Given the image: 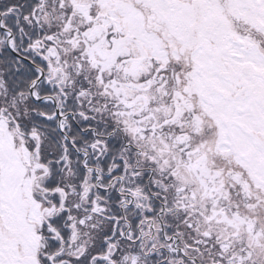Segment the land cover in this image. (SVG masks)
Listing matches in <instances>:
<instances>
[{"label":"snow or ice","instance_id":"6c2138e0","mask_svg":"<svg viewBox=\"0 0 264 264\" xmlns=\"http://www.w3.org/2000/svg\"><path fill=\"white\" fill-rule=\"evenodd\" d=\"M0 264H264V0H0Z\"/></svg>","mask_w":264,"mask_h":264}]
</instances>
